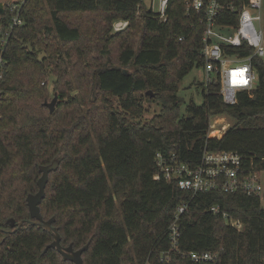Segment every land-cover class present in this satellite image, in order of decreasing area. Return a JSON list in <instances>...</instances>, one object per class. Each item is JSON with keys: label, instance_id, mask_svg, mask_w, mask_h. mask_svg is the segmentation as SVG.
Masks as SVG:
<instances>
[{"label": "trees", "instance_id": "obj_1", "mask_svg": "<svg viewBox=\"0 0 264 264\" xmlns=\"http://www.w3.org/2000/svg\"><path fill=\"white\" fill-rule=\"evenodd\" d=\"M243 1L238 0L236 10L223 11L218 22L235 23ZM43 3L49 6L50 25L40 27L38 11ZM137 3L23 0V24L13 29L0 68V264L72 263L55 247H47L53 241L49 229L27 222L32 218L26 197L38 190L39 167L53 160L58 166L48 175L40 212L45 221L54 218L51 224L62 246L71 243L76 250L88 245L82 253L83 264L85 257L99 264H121L124 257L137 264L264 263V207L259 196L241 191L192 194L166 181L155 162L156 152L165 158L174 154L179 162L194 168L205 149L223 150L240 156L242 173L264 171V61L252 57L257 80L252 89L237 92L234 104L223 102L219 80L212 75L203 86L202 103L189 102L185 115L179 117L177 83L193 67L204 65L200 55L203 26H190L182 0L170 1L165 23L143 8L134 16ZM93 11L103 13L102 23L85 20L79 27L60 15ZM116 19H128L129 23L110 33ZM7 20V13L0 15V25H6ZM97 26L106 43L130 31L119 43L118 65L101 66L89 74L82 69L74 77L79 84L93 83L89 103L82 97L84 106L90 108L106 94L115 97L125 113L135 114L141 110L137 94L143 92L146 99L160 101L161 112L151 123L139 125L109 111L105 129L101 132L102 126H94L96 144L91 147L89 132L77 131L78 123L72 125L55 107L50 112L44 105L47 95L41 76L49 67L65 76L73 55L84 63L88 47L78 42L83 33L94 32ZM58 42L70 44L72 50L61 53ZM39 51L43 52L41 58ZM102 52L109 56V50ZM251 53L246 45L222 47L227 57ZM57 61L66 65L60 69ZM147 91L155 95L149 97ZM64 96L63 92L57 94L59 102ZM71 102H76L75 97ZM221 113L230 116L234 124L220 137L209 136L211 117ZM180 205H186V210L178 218L179 238L177 248L172 249L169 226ZM214 205L218 213L209 211ZM116 206L121 221L113 219ZM50 213L53 215L45 219ZM57 220L61 226L56 225ZM231 220L239 222L240 229L231 225ZM20 221L23 224L17 229ZM62 237L70 242L65 245ZM129 239L134 257L126 253ZM199 251L217 253L218 258L191 261L189 253ZM165 256L167 259L161 260Z\"/></svg>", "mask_w": 264, "mask_h": 264}, {"label": "built area", "instance_id": "obj_2", "mask_svg": "<svg viewBox=\"0 0 264 264\" xmlns=\"http://www.w3.org/2000/svg\"><path fill=\"white\" fill-rule=\"evenodd\" d=\"M171 0H138L136 12L141 8L158 22L168 20V10ZM238 0H182L185 15L191 20L190 26L198 23L203 26L202 47L200 55L204 60L203 69L207 73L206 81L215 75L220 84V94L224 103L232 105L236 102L237 92L250 90L257 80V73L252 64V57L264 59L263 35L259 26L261 20L262 0H245L240 4L235 23H219L223 11L236 10ZM23 0H10L4 4L8 14L6 25H0V68L5 63L4 53L12 36L13 29L23 24L20 15ZM128 19H116L112 22V33L125 29ZM180 40L182 37L179 38ZM248 46L252 53L245 57L224 56L222 47ZM210 75V76H209ZM240 156L235 152L204 150L200 162L190 168L184 162H179L174 154L165 158L160 152L155 154L156 165L160 175L174 182L180 189L191 191L192 194L208 191L235 192L260 197L264 186L258 172L242 173ZM158 175L155 179H158ZM186 205L177 207L172 223L169 226L171 248H177L179 230L177 221L185 212ZM212 213H218V206L209 208ZM224 218H227L223 213ZM231 225L239 226V222L230 221ZM193 262H211L218 258L217 253L191 252ZM167 259V256L161 260ZM264 264V263H263Z\"/></svg>", "mask_w": 264, "mask_h": 264}, {"label": "rangeland", "instance_id": "obj_3", "mask_svg": "<svg viewBox=\"0 0 264 264\" xmlns=\"http://www.w3.org/2000/svg\"><path fill=\"white\" fill-rule=\"evenodd\" d=\"M3 4L9 2L10 0H0ZM49 6L45 3L42 4L41 9L38 11V15L40 17V27L49 26L50 19L48 16ZM140 12L134 13V16H138ZM61 17L65 19L69 24L76 25L81 27V24L84 23L85 20L90 21L93 20L94 25L96 24V20L99 23H102L103 13L97 11L88 12V13H74V12H62L60 13ZM261 20L257 26L261 29L263 35V46H264V0H262V8H261ZM111 22V21H110ZM113 22V21H112ZM109 23V22H108ZM112 25V24H111ZM138 28V27H136ZM136 28H132L135 30ZM98 26L94 28V32L83 33V37L81 41L78 42L80 46H87L85 49L86 54L83 58V62L79 58H76L75 55L70 58L71 65H67L68 74L65 76L61 75V72H52V68H48L49 72L45 75H42L41 78V86L44 89V93L47 95L45 101L50 102L51 99L56 95V106L55 111L60 116H64L65 120H70V123L75 124L78 123L77 131L81 133L89 132L91 136V147L96 144L95 136L93 134L94 126L97 127L96 124L102 126L101 132L105 129V124L107 123V115L109 111H112L118 117L122 116L127 121L136 122L139 125H144L151 123V119L156 117L161 112V103L158 99H146L144 97V93L141 92L139 95V99L141 101V110H138L135 114L125 113L121 107H119L118 101L115 97L103 94V100L96 101L92 104L90 108L88 106H84L83 99L88 102V99L93 95L91 89L93 88L92 82H82L77 83L75 78L80 74L81 70L84 69L89 73L93 72L95 69L101 66L108 65H118V60L116 59V55L119 51V43L122 42L126 33H123L121 37L115 38L111 42H103L102 34L97 33ZM112 33V31H110ZM109 36V34H107ZM138 35V34H137ZM135 36V38L137 37ZM53 42V41H52ZM94 42L98 44L94 46ZM133 47L137 46V42L132 44ZM58 47L62 52L72 50V46L70 44H62L58 42ZM109 50V56L105 57L102 50ZM43 55L42 51L37 53L38 58H41ZM64 58V56H63ZM97 58V59H96ZM68 59L64 58V62ZM264 61V59H262ZM63 61H57L58 67L61 69L66 65V63H62ZM175 64V63H174ZM59 70V69H58ZM172 70V69H171ZM173 71V70H172ZM210 76V75H209ZM212 76V75H211ZM89 79V78H88ZM207 73L204 71L202 67H193L187 75H185L181 81L177 83V95L180 98V105L178 108L179 117L185 115L186 106L189 102H193L196 105H200L203 101L202 90L203 86L206 83ZM63 92L64 93V101L59 102L57 94ZM155 94L151 92L149 97H153ZM73 97H75L76 102L72 103ZM83 97V99H82ZM70 99V101H69ZM91 100V99H90ZM61 103V104H59ZM89 103V102H88ZM234 124V120L225 113L216 114L211 117L208 128L209 136H217L220 137L225 130ZM97 129V128H96ZM259 178L261 183L264 186V171H260ZM261 205L264 207V189L260 195ZM118 202V199H116ZM53 214L45 215V219H48ZM113 219L117 221H121V212L119 207L116 206V210L113 214ZM57 226H61L62 222H56ZM240 229L239 226H236ZM62 237V242L67 245L70 241L68 238L64 241ZM126 253L128 256L134 257L133 250L130 244V239L128 240V244L126 245ZM72 264V263H65ZM84 264H99L98 261L90 259L84 260ZM121 264H137L136 260L133 259L128 261L125 257L122 260ZM140 264V263H139ZM142 264H150L148 262H143Z\"/></svg>", "mask_w": 264, "mask_h": 264}, {"label": "water", "instance_id": "obj_4", "mask_svg": "<svg viewBox=\"0 0 264 264\" xmlns=\"http://www.w3.org/2000/svg\"><path fill=\"white\" fill-rule=\"evenodd\" d=\"M5 12L4 4L0 1V15H3ZM151 95V91H147ZM56 102V95L51 99L50 102L45 101L44 105L48 107L49 111L52 112L55 107ZM58 166V161L53 160L50 164L42 165L39 167L41 172L40 177L37 179L38 190L34 194H28L26 197L30 217L32 219L28 220L29 224L39 225L44 228L49 229L53 235V241L47 247H55L56 250L62 255L64 260L70 261L73 264H83L82 253L88 248V245H84L79 249H73L71 243L67 246H62L60 243V235L57 229L52 226V222L54 218L51 217L49 220H43V217L40 212L39 204L41 203L42 199L45 197V187L48 182V175L50 172L56 170ZM23 221H20L17 225V229L21 227ZM10 226H14V221L11 219Z\"/></svg>", "mask_w": 264, "mask_h": 264}, {"label": "clouds", "instance_id": "obj_5", "mask_svg": "<svg viewBox=\"0 0 264 264\" xmlns=\"http://www.w3.org/2000/svg\"><path fill=\"white\" fill-rule=\"evenodd\" d=\"M5 13V12H4Z\"/></svg>", "mask_w": 264, "mask_h": 264}]
</instances>
